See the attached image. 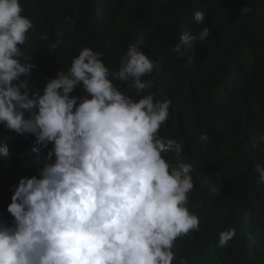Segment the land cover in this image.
Here are the masks:
<instances>
[{
    "label": "clouds",
    "instance_id": "clouds-1",
    "mask_svg": "<svg viewBox=\"0 0 264 264\" xmlns=\"http://www.w3.org/2000/svg\"><path fill=\"white\" fill-rule=\"evenodd\" d=\"M23 12L21 0H0V124L33 135L31 152L51 143L46 161L52 162L39 169V178L23 177L14 186L7 208L14 220L0 221V264H173L177 238L200 227L188 207L192 165L164 158L184 146L159 135L171 101L153 94L137 101L114 84L150 88L142 77L159 70L158 63L133 44L119 70L110 72L102 54L85 47L42 94L33 91L21 79L35 67L22 62L20 46L34 27ZM193 16L204 22L202 11ZM209 35L208 27L181 35L171 51L183 56L185 46ZM77 88L83 97L70 95ZM200 139L207 142V133ZM10 156L8 146H0V160ZM255 171L264 184V166L256 164ZM236 232H220L218 245Z\"/></svg>",
    "mask_w": 264,
    "mask_h": 264
},
{
    "label": "trees",
    "instance_id": "trees-1",
    "mask_svg": "<svg viewBox=\"0 0 264 264\" xmlns=\"http://www.w3.org/2000/svg\"><path fill=\"white\" fill-rule=\"evenodd\" d=\"M30 17L26 60L35 65L28 87L42 94L58 71L67 72L85 48L101 53L110 72L118 71L128 48L137 45L159 70L142 77L150 88L139 92L132 82L114 81L137 101L153 94L171 101L159 135L183 141V150L164 158L171 165H192L194 187L188 207L200 219L198 231L177 238L176 259L187 264H264V184L255 165L264 166V0H21ZM202 11L204 22L193 13ZM210 35L171 51L181 35ZM47 37L44 39L43 37ZM111 78V77H110ZM73 96L83 97L77 88ZM30 114L25 113L28 118ZM207 133L208 141L200 139ZM256 146L253 147V142ZM35 137L16 134L0 124V146L11 156L0 160V221L11 224L7 211L14 186L23 177L39 178L52 148L31 152ZM54 159V158H53ZM236 228V236L219 246V233Z\"/></svg>",
    "mask_w": 264,
    "mask_h": 264
}]
</instances>
